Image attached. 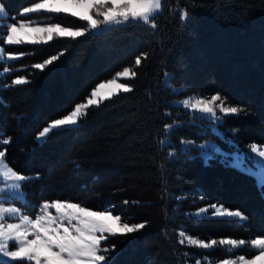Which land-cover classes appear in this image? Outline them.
<instances>
[{
	"label": "trees",
	"instance_id": "obj_1",
	"mask_svg": "<svg viewBox=\"0 0 264 264\" xmlns=\"http://www.w3.org/2000/svg\"><path fill=\"white\" fill-rule=\"evenodd\" d=\"M35 2L0 0L15 17ZM185 10L190 21L179 18ZM35 17L86 26L64 14ZM157 24L155 30L129 25L80 42L56 38L46 46L7 47L27 53L8 62L13 75L0 78V132L12 138L0 150L6 149V162L14 170L33 177L23 192L35 207L18 204L34 214L44 201L67 200L95 211L111 208L129 223L147 222L138 233L103 242L109 249L115 246L108 253L114 264H193L203 256L210 261L251 256L256 250L250 241L264 237L262 188L253 175L217 155L205 163L197 148L183 151L181 141L213 140L227 150L264 145V0H167ZM61 51L65 54L51 70L32 67ZM144 53L147 59L137 68L135 59ZM4 67L0 64V71ZM125 67L137 72L128 80L132 93L90 109L75 130L37 143V133L49 121L70 112L98 83ZM17 77L30 83L15 86ZM217 93L244 109L218 124L223 136L176 104ZM165 124L175 126L165 132ZM164 137L166 146L161 145ZM208 204L240 210L247 222L191 214ZM181 230L205 241L246 243L233 252L219 245L203 250L181 245Z\"/></svg>",
	"mask_w": 264,
	"mask_h": 264
},
{
	"label": "snow or ice",
	"instance_id": "obj_2",
	"mask_svg": "<svg viewBox=\"0 0 264 264\" xmlns=\"http://www.w3.org/2000/svg\"><path fill=\"white\" fill-rule=\"evenodd\" d=\"M166 5L167 0H37L22 9L19 15L25 19H19L9 16L4 5L0 4V41H3L0 45V64H5L0 71V78L13 75L8 62L17 61L27 55L23 52L7 51V47L46 46L56 38L80 42L89 37L104 36L129 25H143L155 30L158 27L157 19L166 10ZM61 14L77 18L85 22L86 26L73 28L31 18L33 15H46L51 19ZM179 18L181 21H190L192 17L190 11L185 10L179 14ZM64 54L65 52L61 51L40 63H35L32 67L41 71L51 70ZM142 58L147 59V54L144 53L135 59L137 68L141 66ZM136 76V71L125 67L115 74V78L98 83L85 100L76 103L70 112L49 121L37 133V143H47L52 136L60 132L75 130L90 109L99 108L103 102L110 101L121 93H132L134 89L131 84L118 82V79L131 80ZM28 83L30 81L26 77H17L12 81L15 86ZM179 103L185 110H190L192 114H199L201 117H209L215 124L238 117L244 111L241 106L230 105L227 98L219 93L210 97L194 95ZM173 127V124H165L164 131L170 132ZM11 142V137L4 138V134L0 132V146L9 145ZM193 148H197L204 155L205 163L212 158L205 151L208 150V143L197 146L194 142L181 141L183 151ZM249 149L248 155L253 156L259 166L260 184L264 190V147L251 143ZM168 155L171 158L175 153L169 152ZM6 160V149L0 150V264H114L113 257L108 253L114 252L115 246H112V249L102 247L103 242L110 237L138 233L146 227L147 222L129 223L123 220L121 215H113L111 208L93 211L81 203L67 200L44 201L35 217L25 214L22 207L13 204L23 200V207H35L27 203L26 194L23 192L24 186L33 177L14 170ZM52 209L55 210V214ZM194 215L222 218L234 223L247 222L248 219L240 210H230L217 204L200 208ZM178 236L181 245L186 244L203 250L214 249L219 245L226 251L233 252L241 249L246 243L243 239L234 238L205 241L188 235L183 230ZM250 246L259 254L251 259L244 256L224 259L220 264H264V237L252 239ZM195 264L203 262L196 260Z\"/></svg>",
	"mask_w": 264,
	"mask_h": 264
},
{
	"label": "rangeland",
	"instance_id": "obj_3",
	"mask_svg": "<svg viewBox=\"0 0 264 264\" xmlns=\"http://www.w3.org/2000/svg\"><path fill=\"white\" fill-rule=\"evenodd\" d=\"M1 4V3H0ZM30 6V5H29ZM28 7V6H27ZM22 11V10H21ZM21 11L19 12V14L21 13ZM19 19H25V17H21L20 15L18 16ZM32 19H38L40 21H43L44 17H40V18H36L35 15H33L31 17ZM11 22V21H9ZM51 23H56V22H51ZM3 44V41L2 43L0 42V45ZM115 78V76H114ZM104 82V81H103ZM118 82H126L128 83V80H125L123 78L121 79H118ZM165 82L167 83V79H165ZM176 89L178 90V88H173V90ZM213 95V94H211ZM211 95L209 96H206V97H210ZM192 97V96H191ZM202 97V96H201ZM205 97V96H204ZM189 97H186V98H183L181 100H178L176 101V104L179 105L180 107H182V105L179 103L180 101L184 100V99H187ZM183 108V107H182ZM184 109V108H183ZM185 110V109H184ZM186 112H189L192 116H197V117H200V118H203L205 119L208 124V126L210 127V129L217 135L219 136H223V132L221 130V128L218 126V124H215L213 122L210 121V118L209 117H201L199 114H192L190 110H185ZM175 126V124H173ZM182 141H190V140H182ZM190 142H193V141H190ZM169 143V139L168 137H164L162 140H161V145L162 146H166L168 145ZM205 143H208V150H205L208 155L210 156H214V155H217L218 158H220L221 160H226L228 161V163L234 167H236L237 169L239 170H242L243 172H246L248 174H251L254 176L255 180H256V183L261 187V184H260V179H261V176H260V171H259V166L256 164L255 162V159L253 156H249L248 153L250 152V149H249V146L246 147L245 149H241V150H237V149H233V150H227L225 148H223L218 142L216 141H213V140H205V141H202L200 143H195L197 146L199 145H202V144H205ZM261 147H264V145H259ZM210 150V151H209ZM198 153L199 155H201L203 157V159L205 160L204 158V155L201 154V152L198 150ZM7 163V162H6ZM262 195L264 197V190H262ZM51 202V201H49ZM18 203H24L23 200H18L16 201L13 206H17V207H21ZM43 203V202H42ZM41 203V204H42ZM40 204V205H41ZM210 205V204H208ZM219 205V204H217ZM207 205H203L199 208H197L196 210L192 211L191 214H195L197 212L198 209L200 208H204L206 207ZM227 208V207H226ZM230 209V208H228ZM230 210H237V209H230ZM22 211L25 213V214H28L32 217H35V215L37 214V211L34 213V214H29L27 211H25V209L22 207ZM53 212V214H55V210L52 209L51 210ZM95 211V210H93ZM114 215V214H113ZM210 215V214H209ZM180 232V231H179ZM194 237V236H193ZM197 238V237H195ZM180 239V238H179ZM255 239V238H254ZM102 247H104L102 245ZM249 247L251 248L250 244H249ZM11 250H14V249H11ZM258 251L256 250V252L251 255V256H244V255H240V256H244L245 258L247 259H251L253 256L255 255H258ZM239 256H233V257H228V258H224V259H236L238 258ZM206 258V259H205ZM224 259H220V260H217V261H210L208 259V257L206 256H203L201 258H197L195 259L196 260H201L203 262V264H220V262ZM195 261L193 264H195Z\"/></svg>",
	"mask_w": 264,
	"mask_h": 264
}]
</instances>
